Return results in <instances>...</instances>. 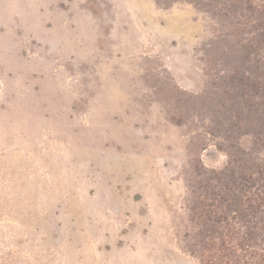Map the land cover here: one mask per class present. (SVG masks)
<instances>
[{"label": "rangeland", "instance_id": "1", "mask_svg": "<svg viewBox=\"0 0 264 264\" xmlns=\"http://www.w3.org/2000/svg\"><path fill=\"white\" fill-rule=\"evenodd\" d=\"M0 264H264V0H0Z\"/></svg>", "mask_w": 264, "mask_h": 264}]
</instances>
